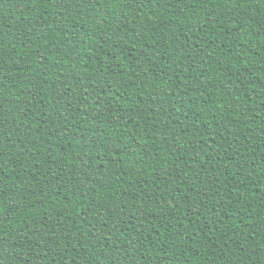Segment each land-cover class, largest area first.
Instances as JSON below:
<instances>
[{
	"label": "trees",
	"instance_id": "1",
	"mask_svg": "<svg viewBox=\"0 0 264 264\" xmlns=\"http://www.w3.org/2000/svg\"><path fill=\"white\" fill-rule=\"evenodd\" d=\"M0 264H264V0H0Z\"/></svg>",
	"mask_w": 264,
	"mask_h": 264
}]
</instances>
